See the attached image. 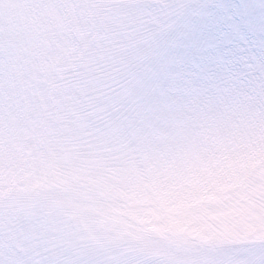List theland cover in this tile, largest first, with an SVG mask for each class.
Here are the masks:
<instances>
[{
	"label": "snow or ice",
	"instance_id": "1",
	"mask_svg": "<svg viewBox=\"0 0 264 264\" xmlns=\"http://www.w3.org/2000/svg\"><path fill=\"white\" fill-rule=\"evenodd\" d=\"M0 264H264V0H0Z\"/></svg>",
	"mask_w": 264,
	"mask_h": 264
},
{
	"label": "rangeland",
	"instance_id": "2",
	"mask_svg": "<svg viewBox=\"0 0 264 264\" xmlns=\"http://www.w3.org/2000/svg\"><path fill=\"white\" fill-rule=\"evenodd\" d=\"M242 230H237L232 233L234 237L240 238L245 235H251L255 231V227L253 226V222L249 221L245 225L241 226Z\"/></svg>",
	"mask_w": 264,
	"mask_h": 264
}]
</instances>
